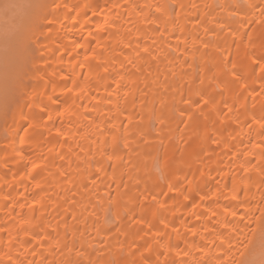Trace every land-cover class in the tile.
Returning a JSON list of instances; mask_svg holds the SVG:
<instances>
[{
	"label": "bare ground",
	"instance_id": "obj_1",
	"mask_svg": "<svg viewBox=\"0 0 264 264\" xmlns=\"http://www.w3.org/2000/svg\"><path fill=\"white\" fill-rule=\"evenodd\" d=\"M20 20L0 264H264V0H38Z\"/></svg>",
	"mask_w": 264,
	"mask_h": 264
},
{
	"label": "rangeland",
	"instance_id": "obj_2",
	"mask_svg": "<svg viewBox=\"0 0 264 264\" xmlns=\"http://www.w3.org/2000/svg\"><path fill=\"white\" fill-rule=\"evenodd\" d=\"M1 1H3V0H0V2ZM8 1H10L9 3L11 4V2H12V4L13 5H15V9H16V7H17V10H15L14 9V7H13V9L12 8H10V9H8L7 11H5V9L4 8H0V11H1V15H0V17H1V19H0V45H4L3 47H4V49L0 46V77L2 76V75H4L5 73V68H4V62H3V57L2 56H4V53H5V56H6V59H7V61H10V59L12 60L13 59V56H14V54L12 55L11 53H14V52H10L11 51V47H12V45H10V44H12L10 41L12 40H14V37L17 35V32H18V28H19V25H18V20H20V19H24L25 18V15L26 14H28L29 12H30V10L35 6V5H37V3H38V0H17L18 2H19V4H17V1L16 0H8ZM26 1H28V2H26ZM30 3V4H29ZM34 3V4H33ZM0 4H3V2H1ZM17 5H20L21 6V9H19V6H17ZM24 6V7H23ZM23 7V8H22ZM28 7V8H27ZM27 9H28V11H27ZM4 10V11H3ZM23 12H22V11ZM9 11H10V13H11V15H10V13H9ZM13 11V12H12ZM17 11H18V14H17ZM2 12H4V13H2ZM20 12V13H19ZM21 13H23V14H21ZM9 14V15H8ZM18 15V16H17ZM20 15V16H19ZM24 15V16H23ZM4 16H6V18H3ZM11 16H12V18L14 19V20H17V22H13V20H10L11 19ZM15 17H16V19H15ZM3 18V19H2ZM5 20V21H4ZM7 20H9V21H7ZM21 21V20H20ZM9 22H13L14 24H15V26H14V28L12 27L13 26V23L10 25L9 24ZM2 23V24H1ZM7 23V24H6ZM21 23V22H20ZM19 23V24H20ZM7 25V26H6ZM18 25V26H17ZM10 26V27H9ZM1 27H2V29H1ZM8 28H9V30H8ZM16 29H17V31H16ZM4 30V31H3ZM5 30H6V32H5ZM12 30V31H11ZM5 32V33H4ZM14 33V34H13ZM7 36V37H6ZM11 36V37H10ZM7 39H8V41H7ZM4 40H6V48H5V41ZM10 43V44H9ZM9 45V46H8ZM8 46V47H7ZM7 49V50H6ZM8 49H10L9 51H8ZM3 50H4V52H3ZM2 52V53H1ZM8 53H9V55H8ZM4 56V57H5ZM12 56V57H11ZM3 63V64H2ZM1 64H2V66H1ZM10 64V63H9ZM4 69V72H2V70Z\"/></svg>",
	"mask_w": 264,
	"mask_h": 264
},
{
	"label": "snow or ice",
	"instance_id": "obj_3",
	"mask_svg": "<svg viewBox=\"0 0 264 264\" xmlns=\"http://www.w3.org/2000/svg\"><path fill=\"white\" fill-rule=\"evenodd\" d=\"M0 7L4 8L5 11H7L8 9L15 7V5L10 4L8 0H4L3 4H0Z\"/></svg>",
	"mask_w": 264,
	"mask_h": 264
}]
</instances>
